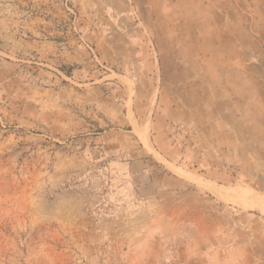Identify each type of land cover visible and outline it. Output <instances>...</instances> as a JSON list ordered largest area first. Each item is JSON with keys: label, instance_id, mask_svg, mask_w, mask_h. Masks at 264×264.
Returning <instances> with one entry per match:
<instances>
[{"label": "rangeland", "instance_id": "obj_1", "mask_svg": "<svg viewBox=\"0 0 264 264\" xmlns=\"http://www.w3.org/2000/svg\"><path fill=\"white\" fill-rule=\"evenodd\" d=\"M0 264H264V0H0Z\"/></svg>", "mask_w": 264, "mask_h": 264}, {"label": "crops", "instance_id": "obj_2", "mask_svg": "<svg viewBox=\"0 0 264 264\" xmlns=\"http://www.w3.org/2000/svg\"><path fill=\"white\" fill-rule=\"evenodd\" d=\"M263 54V53H262Z\"/></svg>", "mask_w": 264, "mask_h": 264}]
</instances>
